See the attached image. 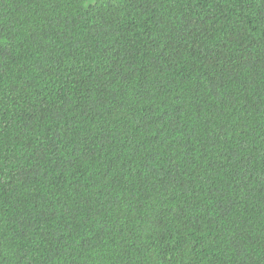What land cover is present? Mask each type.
<instances>
[{"label": "trees", "instance_id": "16d2710c", "mask_svg": "<svg viewBox=\"0 0 264 264\" xmlns=\"http://www.w3.org/2000/svg\"><path fill=\"white\" fill-rule=\"evenodd\" d=\"M0 264H264V0H0Z\"/></svg>", "mask_w": 264, "mask_h": 264}]
</instances>
